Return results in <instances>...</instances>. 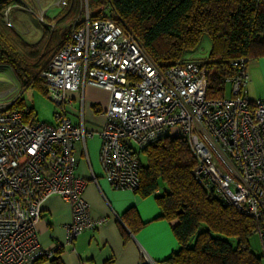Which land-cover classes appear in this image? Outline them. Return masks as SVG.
Instances as JSON below:
<instances>
[{"label": "built area", "instance_id": "2783aa9c", "mask_svg": "<svg viewBox=\"0 0 264 264\" xmlns=\"http://www.w3.org/2000/svg\"><path fill=\"white\" fill-rule=\"evenodd\" d=\"M64 3V0L61 1ZM10 9L4 21L11 25ZM247 59L232 62L225 79L230 97L206 98V70L194 61L160 69L129 32L108 18H90L41 72L46 96L57 108L47 123L11 109L22 91L0 99V264H33L50 257L41 248L36 223L52 195L66 202L70 242L107 218H93L83 197L86 180L76 174L75 144L97 134L105 178L117 189L139 185L138 153L165 136H182L196 158L193 177L214 195L244 212H264V98L250 99ZM85 84L108 91L105 122L98 131L66 113L68 91ZM3 93V92H2ZM4 94V93H3ZM2 96V95H1ZM264 243L262 233H259ZM264 251V250H263Z\"/></svg>", "mask_w": 264, "mask_h": 264}, {"label": "trees", "instance_id": "16d2710c", "mask_svg": "<svg viewBox=\"0 0 264 264\" xmlns=\"http://www.w3.org/2000/svg\"><path fill=\"white\" fill-rule=\"evenodd\" d=\"M23 2L0 0V63L8 65L20 82L22 94L10 108L28 107V116L35 117L24 91L33 87L46 95L41 72L70 40L86 12L90 18L113 20L129 32L160 69L190 60L205 67L209 100L224 97L225 79L236 71L235 59L248 62L264 56V0H64L52 23L41 22V36L31 44L4 21L5 9ZM204 34L211 42L207 57L189 58ZM138 160L135 191L141 196L159 192L155 197L159 217L173 222L178 242L158 264H263L264 243L257 253L251 238L259 233L264 238V212L254 217L199 183L191 173L196 158L184 137L151 142L138 153ZM132 212L128 209L126 214ZM50 262L61 264L57 256Z\"/></svg>", "mask_w": 264, "mask_h": 264}, {"label": "crops", "instance_id": "0c3cea01", "mask_svg": "<svg viewBox=\"0 0 264 264\" xmlns=\"http://www.w3.org/2000/svg\"><path fill=\"white\" fill-rule=\"evenodd\" d=\"M247 72L248 96L252 100L264 98V56L250 59ZM66 97L69 102L65 109L72 122L83 121L93 132L101 129L108 91L85 84L78 91H68ZM100 143L97 134L76 142L75 171L86 180L83 197L90 205L91 216L107 220L82 230L68 242L66 228L72 220L71 209L59 196L52 195L43 202L36 223L38 242L41 248L52 250L51 256H57L61 264H158L178 247L173 222L159 217L155 198L159 192L141 196L135 190L112 187L100 163ZM128 209L134 213L126 214ZM251 245L257 253L262 252L260 238ZM51 258L33 264H51Z\"/></svg>", "mask_w": 264, "mask_h": 264}, {"label": "rangeland", "instance_id": "374dc122", "mask_svg": "<svg viewBox=\"0 0 264 264\" xmlns=\"http://www.w3.org/2000/svg\"><path fill=\"white\" fill-rule=\"evenodd\" d=\"M23 4L14 6L10 11L11 27L20 34L28 43L36 42L42 33V21L52 23V18L57 17L60 10L65 5L62 0H23ZM23 25L24 27H21ZM29 29V32L26 29ZM21 31V32H20ZM210 38L204 34L194 50L193 54L189 56L191 59H203L207 57L210 49ZM19 80L14 75L13 71L6 64L0 63V99L3 97L8 99L15 93H11L13 89H19ZM4 94H3V93ZM2 95V96H1ZM231 84H225L224 97H230ZM26 103L33 107L34 115L37 120L53 123L54 112L57 105L50 100L42 91L37 88L28 87L23 94ZM140 160L144 164L146 162L143 153L140 155ZM259 238L253 235L251 241H256Z\"/></svg>", "mask_w": 264, "mask_h": 264}]
</instances>
